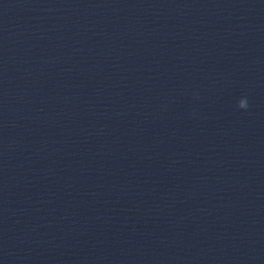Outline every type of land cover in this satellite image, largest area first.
Here are the masks:
<instances>
[{
  "label": "clouds",
  "instance_id": "obj_1",
  "mask_svg": "<svg viewBox=\"0 0 264 264\" xmlns=\"http://www.w3.org/2000/svg\"><path fill=\"white\" fill-rule=\"evenodd\" d=\"M238 107L243 108V109H247L248 108L247 99L240 101L239 104H238Z\"/></svg>",
  "mask_w": 264,
  "mask_h": 264
}]
</instances>
